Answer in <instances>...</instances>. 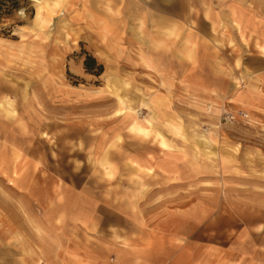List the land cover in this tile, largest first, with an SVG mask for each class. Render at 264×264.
<instances>
[{
  "label": "rangeland",
  "instance_id": "rangeland-1",
  "mask_svg": "<svg viewBox=\"0 0 264 264\" xmlns=\"http://www.w3.org/2000/svg\"><path fill=\"white\" fill-rule=\"evenodd\" d=\"M165 1L0 0V264H230L264 225V113L199 88L245 83L264 0H201L190 73Z\"/></svg>",
  "mask_w": 264,
  "mask_h": 264
},
{
  "label": "crops",
  "instance_id": "crops-1",
  "mask_svg": "<svg viewBox=\"0 0 264 264\" xmlns=\"http://www.w3.org/2000/svg\"><path fill=\"white\" fill-rule=\"evenodd\" d=\"M179 2L182 4V6L177 7L182 10L180 14L175 12V0L165 1L166 14H164L163 20H166L167 37H169L165 38V40L169 44L172 42L167 48L168 51H172L173 55L183 56L186 59L189 67L191 66L187 70L190 73L196 70H192V66L195 67L194 62H192L193 58H201L208 55L207 53L216 52L213 50L212 44L209 43L215 41L214 36L216 35L213 34L212 28L216 26L217 21L215 13L208 10V6L201 3V0H180ZM200 9L203 11L201 12ZM207 10L211 20L205 17V11ZM179 15H182V22L190 26L188 28L185 27L183 32L179 34L180 36L175 35V32L178 31L175 25L177 24L179 29V25L182 24V22L179 23L180 21H178ZM193 21L198 23L197 27H194ZM206 25L209 26V29H207ZM159 41L163 40L158 38L157 42ZM175 41L178 42L176 47ZM163 46L164 44L161 47ZM218 55L214 53V56ZM243 66L242 73L238 75H242V80L244 79L245 81L242 86H236L230 81L232 84L230 83L228 88H225L222 85L220 86L217 81H214L209 85H200L199 88L215 90L216 92L226 90L225 92L228 96H232L231 99H235L238 105L251 109L253 112L264 113V55L257 53L249 56ZM262 224L259 220H254L251 226H246L236 231V235L242 236L244 234L248 239L245 248L231 250L230 264H264V225L262 226ZM233 225L234 222H232L231 227Z\"/></svg>",
  "mask_w": 264,
  "mask_h": 264
},
{
  "label": "trees",
  "instance_id": "trees-1",
  "mask_svg": "<svg viewBox=\"0 0 264 264\" xmlns=\"http://www.w3.org/2000/svg\"><path fill=\"white\" fill-rule=\"evenodd\" d=\"M13 1H14V0H13ZM91 62L94 63V62H95V59H94L93 57L89 56L88 59L85 61V65H86V68H87L88 70L93 69L92 64H90ZM101 68H102V67H101ZM100 70H101V69H100Z\"/></svg>",
  "mask_w": 264,
  "mask_h": 264
},
{
  "label": "built area",
  "instance_id": "built-area-1",
  "mask_svg": "<svg viewBox=\"0 0 264 264\" xmlns=\"http://www.w3.org/2000/svg\"><path fill=\"white\" fill-rule=\"evenodd\" d=\"M243 116H247V114L241 113ZM227 118L233 119L234 118V114H228Z\"/></svg>",
  "mask_w": 264,
  "mask_h": 264
}]
</instances>
